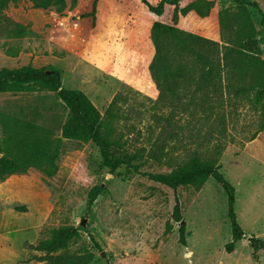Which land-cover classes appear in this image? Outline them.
Returning a JSON list of instances; mask_svg holds the SVG:
<instances>
[{"label": "rangeland", "instance_id": "obj_1", "mask_svg": "<svg viewBox=\"0 0 264 264\" xmlns=\"http://www.w3.org/2000/svg\"><path fill=\"white\" fill-rule=\"evenodd\" d=\"M66 1L62 12L36 9L25 0L9 5L5 14L30 34L0 36V71L33 66L59 73L62 88L83 91L103 115L116 98L117 117L107 124L120 141L117 155L139 152L135 163L143 172L170 174L194 152L217 159L235 188L234 212L246 237L232 253L226 251L232 241L228 196L215 180L201 188L173 190L125 167L109 174L95 145L64 140L54 177L30 170L0 183V212L8 214V230L15 228L10 214L21 217L24 229L26 224L37 228L19 248L8 242L2 264H46L34 259L29 246L49 238L50 230L68 226L80 231L69 252L88 257L87 264H264V249L256 246L255 260L249 241L255 237L264 243V102L255 105L254 92H239L245 82L230 73L210 79V101L196 83L178 96H164L150 72L154 22L175 24L184 33L222 45L219 13L237 12L234 0H206L213 7L204 18L195 11L182 13L196 0L167 5L161 17L140 0H98L95 21L81 17L91 12L94 0ZM247 1H257L264 11V0ZM248 12L264 60V20L257 9L248 7ZM0 115L61 137L69 110L55 92L6 93L0 94ZM149 150L159 151V161L147 159ZM86 153L87 166L105 178L106 186L92 209L87 207L89 187L72 178ZM177 200L186 224L185 244L173 218ZM22 206L26 212L15 210Z\"/></svg>", "mask_w": 264, "mask_h": 264}, {"label": "trees", "instance_id": "obj_2", "mask_svg": "<svg viewBox=\"0 0 264 264\" xmlns=\"http://www.w3.org/2000/svg\"><path fill=\"white\" fill-rule=\"evenodd\" d=\"M36 9H56L62 12L67 7L66 0H25ZM148 10L161 17L165 7H178L186 0H160L156 4L149 0H140ZM21 0H0V36L6 38H24L30 34L26 26L11 20L5 11L11 4ZM237 12L225 9L219 13V24L223 44L204 39L190 33L180 31L176 25L156 21L151 28V39L155 49L154 58L150 64L152 78L162 95L178 96L181 90L188 89L194 83L200 84V93L210 101V79H216L223 74L241 76L245 85L239 89L241 93H252L253 103L260 105L264 102V60L257 41V33L248 7L258 10L264 20V11L257 1L234 0ZM213 3L206 0H196L184 6L183 14L195 11L201 17L210 15ZM98 0H94L90 13L82 18L91 17L96 20ZM49 91L57 93L58 98L69 110V118L62 127L61 137L48 129L42 128L27 120L13 117H2L0 123V183L13 175L26 174L37 170L48 178L58 172V160L62 154L63 141L74 140L95 145L100 153L101 167L114 174L125 167L150 181L177 190L184 186L197 188L209 180H215L228 196L229 218L232 226V241L226 245V251L232 253L235 245L245 239L246 234L239 225L235 212V188L220 171L221 165L217 159H206L199 152H194L170 174H154L141 171L136 164L140 153L117 155L120 141L113 139V130L107 120H115L114 111L117 99L108 107L103 115L90 98L81 90H66L62 88L59 73L47 74L43 68L26 66L19 69H3L0 71V94L28 93ZM187 92L184 96H187ZM107 132L103 135L102 130ZM158 151V150H157ZM149 150L147 159L159 161L158 152ZM161 153L163 151H160ZM89 153L84 154L72 178L89 187L88 209H92L97 199L105 192V178L96 175L87 166ZM221 156V152L218 153ZM90 170V171H89ZM93 179V180H92ZM18 212H26V207H16ZM173 218L180 224V241L185 244L186 224L177 200ZM50 237L39 239L29 246L30 252H35L34 259L46 264H87L88 257L71 254L70 244L80 236L78 228L73 226L60 227L49 231ZM92 243L99 248L94 236L89 232ZM257 260V245L264 249V243L255 237L249 239Z\"/></svg>", "mask_w": 264, "mask_h": 264}, {"label": "crops", "instance_id": "obj_3", "mask_svg": "<svg viewBox=\"0 0 264 264\" xmlns=\"http://www.w3.org/2000/svg\"><path fill=\"white\" fill-rule=\"evenodd\" d=\"M7 212H0V264L5 262L8 242H12L15 248L22 246L25 238L29 236V233H33L36 229H30L27 224L25 229L23 228L21 217L10 214L12 220H14V230H8L7 227ZM29 222V221H28ZM14 237H8V233H12Z\"/></svg>", "mask_w": 264, "mask_h": 264}, {"label": "water", "instance_id": "obj_4", "mask_svg": "<svg viewBox=\"0 0 264 264\" xmlns=\"http://www.w3.org/2000/svg\"><path fill=\"white\" fill-rule=\"evenodd\" d=\"M102 256H103L104 258H106V254H105L104 252L102 253Z\"/></svg>", "mask_w": 264, "mask_h": 264}]
</instances>
